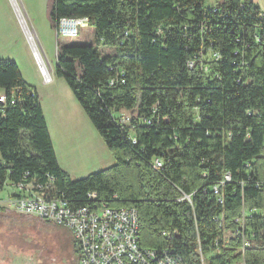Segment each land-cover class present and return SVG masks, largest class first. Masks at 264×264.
<instances>
[{"label":"trees","instance_id":"16d2710c","mask_svg":"<svg viewBox=\"0 0 264 264\" xmlns=\"http://www.w3.org/2000/svg\"><path fill=\"white\" fill-rule=\"evenodd\" d=\"M84 16L95 44L58 42L56 73L116 162L81 178L64 170L36 88L15 59L0 58V93L8 97L0 112V189L28 171L50 173L73 207L95 191L111 206L136 208L144 247L174 248L188 264H203L201 253L204 264H264L263 10L253 0L50 3L54 28L62 17ZM124 111L129 126L118 122ZM161 155L157 170L152 161ZM227 171L232 181L220 203L212 187ZM243 207L258 210L245 218L251 245L244 254L236 234Z\"/></svg>","mask_w":264,"mask_h":264},{"label":"rangeland","instance_id":"374dc122","mask_svg":"<svg viewBox=\"0 0 264 264\" xmlns=\"http://www.w3.org/2000/svg\"><path fill=\"white\" fill-rule=\"evenodd\" d=\"M51 1L0 0V54L15 57L28 82L37 89L64 166L73 178H81L113 165L116 159L68 82L57 75V46L58 42L95 44L94 28L87 24L77 36H58L49 17ZM206 1L215 5L222 0ZM27 33L50 68L53 80L49 83L40 73ZM103 51L112 52L109 48ZM123 114L131 115L129 111ZM13 188L7 184L0 196L5 197ZM74 244L62 226L0 208V264H78L80 252Z\"/></svg>","mask_w":264,"mask_h":264},{"label":"built area","instance_id":"2783aa9c","mask_svg":"<svg viewBox=\"0 0 264 264\" xmlns=\"http://www.w3.org/2000/svg\"><path fill=\"white\" fill-rule=\"evenodd\" d=\"M89 23V17H62L57 23L58 36L74 37L79 34V29ZM128 34V30L125 32ZM32 46L35 61L40 69L44 82L53 80L50 68L34 43L31 36L28 37ZM59 45L57 46L58 52ZM219 57V54H215ZM194 61L189 65L193 66ZM122 77L125 72L121 73ZM111 83H114L112 80ZM12 99V103H15ZM8 103L5 92L0 93V112L3 113ZM156 112V110H154ZM122 125L129 126L131 115L122 114L118 118ZM145 123L151 124V120L143 118ZM134 143L137 142L135 136L131 135ZM152 165L155 169L164 166L163 156L153 159ZM232 181L231 172L227 171L224 177L213 184V191L217 194L218 201L224 202L221 192L222 187ZM244 183V182H242ZM261 182H256L260 186ZM15 188V193L11 196V206L20 214L33 215L45 221L53 222L70 231L79 249L80 255L78 264H188L184 258L170 247L152 248L144 247L139 241V214L134 207H115L108 201L98 198L95 191L89 192L90 200L80 206H71L68 198L55 187V177L50 173L44 176L32 175L26 172L20 181L10 183ZM183 198L191 200L190 195ZM182 199V198H181ZM254 211L243 207L242 213L236 218L240 227L236 234L242 238V251L251 245V237L245 227V218ZM218 227L223 225V216H217ZM171 232L165 230L164 235ZM213 253H219V241L215 242ZM204 264L205 258L201 253Z\"/></svg>","mask_w":264,"mask_h":264},{"label":"crops","instance_id":"0c3cea01","mask_svg":"<svg viewBox=\"0 0 264 264\" xmlns=\"http://www.w3.org/2000/svg\"><path fill=\"white\" fill-rule=\"evenodd\" d=\"M13 1V0H12ZM256 4H258L260 6V8L263 10L264 12V0H253ZM27 36V35H26ZM29 41V39H28ZM30 43V41H29ZM31 44V43H30ZM32 47V46H31ZM7 55H3V54H0V58H13L15 59V57H5ZM34 56V55H33ZM35 59V58H34ZM16 60V59H15ZM16 62L18 63V61L16 60ZM19 65V63H18ZM19 68L21 69V67L19 66ZM22 71V70H21ZM23 73V71H22ZM23 76L25 77L24 73H23ZM25 79L27 80V78L25 77ZM28 81V80H27ZM31 84V83H30ZM37 90V89H36ZM38 92V91H37ZM39 94V93H38ZM42 104V107H43V110H44V113H45V116H46V119H47V124H48V127H49V131H50V135H51V138H52V141H53V145H54V149H55V153H56V156H57V159H58V162L59 164L61 165V167L66 170L69 174H71L70 170L64 166V161H62V157H61V153H59V151L57 150V146L55 144V140H54V137H53V133H52V129L50 127V122H49V118H48V115H47V110L44 106L43 103ZM7 185V184H6ZM5 185V186H6ZM5 186L3 187V189L5 188ZM2 190V189H0ZM15 189L13 188L12 191H10L5 197L4 196H0V207L3 208V209H9V210H12L13 212L17 213V214H20L18 213L12 206H11V202H10V199H11V196L15 193ZM20 215H23V214H20ZM24 216H33V215H24Z\"/></svg>","mask_w":264,"mask_h":264},{"label":"bare ground","instance_id":"6f19581e","mask_svg":"<svg viewBox=\"0 0 264 264\" xmlns=\"http://www.w3.org/2000/svg\"><path fill=\"white\" fill-rule=\"evenodd\" d=\"M26 31H28V30L26 29ZM27 34H28V37H29V34H30V33H27Z\"/></svg>","mask_w":264,"mask_h":264}]
</instances>
